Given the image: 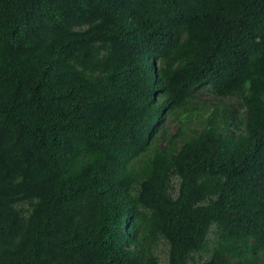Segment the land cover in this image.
<instances>
[{"label": "trees", "instance_id": "obj_1", "mask_svg": "<svg viewBox=\"0 0 264 264\" xmlns=\"http://www.w3.org/2000/svg\"><path fill=\"white\" fill-rule=\"evenodd\" d=\"M0 264H264V0H0Z\"/></svg>", "mask_w": 264, "mask_h": 264}, {"label": "rangeland", "instance_id": "obj_2", "mask_svg": "<svg viewBox=\"0 0 264 264\" xmlns=\"http://www.w3.org/2000/svg\"><path fill=\"white\" fill-rule=\"evenodd\" d=\"M164 128L168 131L169 136H174L178 131L177 123H173L171 120L166 123ZM167 141H169V139Z\"/></svg>", "mask_w": 264, "mask_h": 264}]
</instances>
